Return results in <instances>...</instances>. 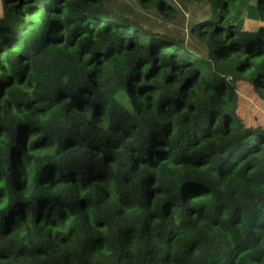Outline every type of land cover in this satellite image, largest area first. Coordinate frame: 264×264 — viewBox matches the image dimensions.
Returning <instances> with one entry per match:
<instances>
[{
    "label": "trees",
    "instance_id": "16d2710c",
    "mask_svg": "<svg viewBox=\"0 0 264 264\" xmlns=\"http://www.w3.org/2000/svg\"><path fill=\"white\" fill-rule=\"evenodd\" d=\"M112 1L0 0V264H264V0Z\"/></svg>",
    "mask_w": 264,
    "mask_h": 264
},
{
    "label": "rangeland",
    "instance_id": "374dc122",
    "mask_svg": "<svg viewBox=\"0 0 264 264\" xmlns=\"http://www.w3.org/2000/svg\"><path fill=\"white\" fill-rule=\"evenodd\" d=\"M179 12L174 24H166V28L170 29L173 34H186L187 29L193 22L201 19L207 14V9L203 4L193 3L189 4L184 0H170ZM111 5L116 9L122 10L127 16L139 17L142 16L144 21H156L154 16L149 13H144L138 7H134L130 0H113ZM128 6L132 10H128ZM248 28H256L261 26L258 23L247 22ZM238 99L239 107L243 109V113L248 115L252 120L254 126L262 125L264 127V101L260 99L259 95L246 82H241L238 85Z\"/></svg>",
    "mask_w": 264,
    "mask_h": 264
}]
</instances>
